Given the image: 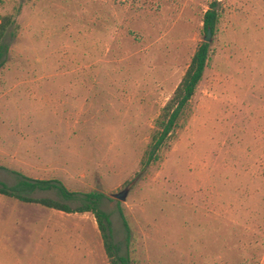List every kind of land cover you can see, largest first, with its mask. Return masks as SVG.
<instances>
[{
	"label": "rangeland",
	"instance_id": "1",
	"mask_svg": "<svg viewBox=\"0 0 264 264\" xmlns=\"http://www.w3.org/2000/svg\"><path fill=\"white\" fill-rule=\"evenodd\" d=\"M212 1L0 0V179L104 193L131 264H264V0H218L190 116L143 165ZM0 264L111 262L92 212L0 193Z\"/></svg>",
	"mask_w": 264,
	"mask_h": 264
},
{
	"label": "trees",
	"instance_id": "2",
	"mask_svg": "<svg viewBox=\"0 0 264 264\" xmlns=\"http://www.w3.org/2000/svg\"><path fill=\"white\" fill-rule=\"evenodd\" d=\"M222 10L220 2L213 0L203 15V31L215 35L219 30ZM13 24L11 15H6L0 23V69L4 64L6 46L5 36ZM211 41L202 40L197 45L187 69L172 95L162 107L155 120V126L151 134V140L143 158V165L148 166L158 157L159 151L172 139L176 130L189 118L192 98L204 77L210 54ZM17 182L9 186L0 179V193L18 198L22 201L38 203L48 208L65 212H92L97 220L106 252L111 264H131L129 255L121 253V248L114 240L113 222L109 212L102 208L106 195L99 191L79 193L70 190L58 179H33L17 173ZM36 191H54L63 200L51 197H33L30 193ZM67 201H79L76 207H72ZM126 227L127 239L131 238V231L126 218L123 216Z\"/></svg>",
	"mask_w": 264,
	"mask_h": 264
},
{
	"label": "water",
	"instance_id": "3",
	"mask_svg": "<svg viewBox=\"0 0 264 264\" xmlns=\"http://www.w3.org/2000/svg\"><path fill=\"white\" fill-rule=\"evenodd\" d=\"M210 38H211V32L208 31L205 40L209 41ZM125 195H126V191H122V192L116 194V197L119 198V199H125Z\"/></svg>",
	"mask_w": 264,
	"mask_h": 264
}]
</instances>
